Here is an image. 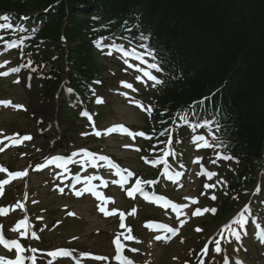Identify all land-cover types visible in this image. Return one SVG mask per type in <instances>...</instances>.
Returning a JSON list of instances; mask_svg holds the SVG:
<instances>
[{
    "label": "trees",
    "instance_id": "16d2710c",
    "mask_svg": "<svg viewBox=\"0 0 264 264\" xmlns=\"http://www.w3.org/2000/svg\"><path fill=\"white\" fill-rule=\"evenodd\" d=\"M30 1L36 8L55 7L47 33L58 40L63 33L68 42L81 39L76 63L90 69L86 22L77 12L79 4L90 0ZM101 1L120 21L138 19L144 34L153 35L167 75L161 99L164 109L221 88L228 134L237 138V151L253 158L260 154L264 147V0ZM130 7L136 12L127 13ZM68 11L70 17L65 19Z\"/></svg>",
    "mask_w": 264,
    "mask_h": 264
},
{
    "label": "snow or ice",
    "instance_id": "6c2138e0",
    "mask_svg": "<svg viewBox=\"0 0 264 264\" xmlns=\"http://www.w3.org/2000/svg\"><path fill=\"white\" fill-rule=\"evenodd\" d=\"M0 19H2L3 21H5L6 23L0 25V29H13V25L10 22V17L8 15H4V16H0ZM21 19H27V17H22ZM15 30L17 31H24V28L22 25H16L15 26ZM0 39H3V37H0ZM141 39H144L143 36H141ZM23 43V40L20 41V44ZM101 47H103V45H100ZM6 47L8 48H15V47H19V44H17L16 41H12L11 43L6 44ZM119 51H121L123 53V55L125 57H128L130 55L134 56L136 59L141 60L143 62V57L141 55H138L135 53V49L132 50L131 53L127 52L124 50L123 46H119ZM111 54V53H109ZM127 62V61H126ZM26 67H31V62H29L27 65H25ZM0 67H4V65H0ZM129 67H133V65H129ZM150 68L156 69L157 71H159V67L157 64H151L149 65ZM139 71H143V74L145 76H147L149 79H151L152 81H154V83L159 84L162 83V81L158 80L155 76H153L150 72H147L143 69H138ZM20 71L19 67H13L11 68L10 72H2L0 73V75L3 76H7L10 73H18ZM139 79V77H138ZM124 87L126 88H132L131 84H128L126 82H122ZM69 91H71V89H69ZM97 103H103V101L101 99L97 100ZM0 104H3L4 106H12L14 108H22V105H12L11 101H0ZM142 107V106H141ZM148 111H151V108L147 109ZM84 115H88L87 113H84ZM89 119H91L89 117ZM92 127L95 130V124L94 122L92 123ZM115 131H120L121 133H127L130 136H135V135H140L143 136L144 133L143 132H139V133H132L130 132L127 128H125L124 126L120 125V126H114L112 128H108L105 130V132L101 133L100 131H94V134L96 136H100V135H108L111 134ZM2 135V134H0ZM7 139L9 141H11L13 144H19L22 143L23 140H30L31 137L30 136H23L22 140H18L15 136L13 137H7ZM196 141L198 143L202 142L203 146L208 147L211 146L208 144V142L205 140L204 137H196ZM0 143H2V141H0ZM0 151H4V148H0ZM76 156H83L85 158H87V162L91 163L94 167L96 166L97 161H105L111 168L116 170V174L119 175L121 177L120 180V184L121 187H123V184L126 182L127 177L123 175L124 172H126L127 170H122L118 165H116L115 163H113L107 156H97L96 154L89 152L87 150H81L80 152H76L73 153L71 157L69 158H65L62 156H55L52 157L51 159L47 160L45 163H41L39 165H37L36 170H42L43 168L47 167L48 165L51 164H55L57 167L62 168L64 170H67V165L70 162H75L74 161V157ZM219 158L222 159H232V157L230 156H221ZM8 170L6 168L0 167V172H7ZM204 174H206L209 178H211L212 176L216 175L215 173H211V172H205ZM9 175V179H5L3 181H0V196L3 195V188L5 185L9 184L11 182L12 179H20L23 177H26L28 175V172L25 171H17V172H12V173H8ZM131 173H128V176H131ZM95 179H100L99 177L93 176L91 178H89L87 181H85V183L87 184V187H85L83 189V191H76L75 195L77 197L81 196L83 194V192H91L98 200L104 201L105 203H114V201H112L110 198H105L102 196V194L98 191H96V186L91 184L92 180ZM75 180L77 182H79L80 177L77 176L75 177ZM115 183V181H114ZM141 181L137 180L136 181V185L130 190L128 191V195L132 196L134 192H140L142 195H144L145 199H151L148 194L146 192L143 191V189L141 188ZM149 183H154V182H149ZM59 191L62 193L63 192V188H60ZM216 197L213 196L212 199H215ZM193 203H198V201L193 200ZM173 209H175L178 213V215L180 214V211L182 210V208L184 206L182 205H176V204H172L171 205ZM13 207H20L23 208L22 204L17 203L16 205H14ZM99 210L101 212L104 213L105 216H110L114 214V211H118V210H114L112 212L107 211L105 207H101L99 206ZM9 211L8 208H0V215H4ZM207 211H212L213 213H215V209H199L197 208L194 212L193 215H202L203 212H207ZM246 211H248V209H246ZM136 210L133 209L131 213H129L130 215H135ZM68 215L70 216H74L75 213H71L69 212ZM120 217L123 220L124 218V213H120ZM184 221H181V227L183 226ZM232 223L237 224V225H241L243 226L244 224L247 223V218L244 216L243 213H241L239 215L238 218H235ZM21 227L25 228V232L22 233V235H26L27 234V230L30 229L32 227V225L30 223L27 222V220H22L20 221L17 226L16 229L17 230ZM121 227H125L123 224H121ZM159 227H163L167 232L176 234L178 233V229L175 228H169L166 225L163 226H159ZM226 229H231V225H226L225 226ZM197 231H202L201 229H196ZM232 235H234L237 239H240V233L239 232H232ZM121 236L124 237V239L126 240H135V237H133L131 235V228H127V234L125 233H116L115 234V239L113 241V243L115 244L116 247V252H117V256L116 259L121 261L122 264H134V262L130 259H128L127 257H125L123 255L124 252V245L121 242ZM32 237L34 239H38L39 237L36 236V234L33 232L32 233ZM258 238L264 242V230H261L259 232ZM157 240L162 239L161 236H156ZM0 244H3L5 248H7L9 251H11L13 248H15L16 252H17V256L14 260L12 259H8L5 257H0V264H24L25 261V257L22 255V253L25 251V249L20 245V243L18 241H8L7 239L4 238L3 233H2V226H0ZM32 252H36V249H31ZM133 251H135V249H133ZM216 252H220L221 248H220V244L219 242H216V248H215ZM208 249L205 248L203 250L202 254H207ZM47 256L51 257L52 260L48 262V264H54V261H56L57 259L60 258H67V257H72L73 256V251L72 250H68V249H58L55 251H50L47 253ZM81 258H88V259H96V260H101V259H107L106 257H101V256H93L91 253H81L80 254ZM32 264H35L36 262V257L32 256L30 257ZM76 264H80V259H77ZM200 264H203V261L200 262ZM237 264H242V262L237 261Z\"/></svg>",
    "mask_w": 264,
    "mask_h": 264
},
{
    "label": "rangeland",
    "instance_id": "374dc122",
    "mask_svg": "<svg viewBox=\"0 0 264 264\" xmlns=\"http://www.w3.org/2000/svg\"><path fill=\"white\" fill-rule=\"evenodd\" d=\"M105 65H107V64H105ZM8 89L13 90V88H10V87H8ZM16 91H18L21 95L20 90L17 89ZM110 101L112 103L111 107L104 110V113L108 114V120L103 119L102 120L103 125L108 124L109 122H113V121H115V122H127V123L132 122L136 125H144V120H143L142 116L135 113L132 109H130V107L128 108L126 105L122 104L119 100H117V98H111L110 100L108 99V105L110 104ZM55 104H56L55 101L53 103H51V105L49 106V109L55 108ZM31 111L34 113L33 108ZM60 115H61V113H60ZM54 119L55 118L53 117V120ZM47 121H48V119H47ZM5 122L7 123V126H10L12 124L29 123V121L26 120L25 116H15V115H7V117L5 118ZM57 122H58V125H60L59 128L61 127L64 130L66 128L65 131H67V133H69L70 130L74 129V125L71 123L72 121H70V120H67L66 123H63L62 118L60 117L57 119ZM27 125H24V127ZM115 153H116V151H115ZM117 154L120 155L122 153L117 151ZM162 254H163V252L159 253V260L161 259ZM164 264H170V261L167 259V260H165Z\"/></svg>",
    "mask_w": 264,
    "mask_h": 264
},
{
    "label": "bare ground",
    "instance_id": "6f19581e",
    "mask_svg": "<svg viewBox=\"0 0 264 264\" xmlns=\"http://www.w3.org/2000/svg\"><path fill=\"white\" fill-rule=\"evenodd\" d=\"M136 10H137V9H135L134 7H130V8L128 9L127 13H135ZM116 12L119 13L120 11L116 9ZM147 25H148V24H147ZM148 26H149V25H148ZM143 37H144V40H145V39H146V40L148 39V40H150V42L153 44L154 41H153V35L151 34V32H150V33H147V34H144ZM159 39H161V37H160ZM155 43L160 44L158 40H157Z\"/></svg>",
    "mask_w": 264,
    "mask_h": 264
}]
</instances>
